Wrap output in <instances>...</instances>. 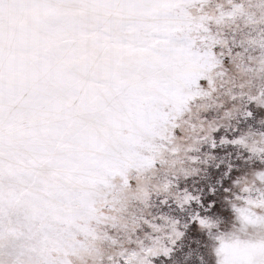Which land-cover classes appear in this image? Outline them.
Listing matches in <instances>:
<instances>
[{"label": "snow or ice", "instance_id": "obj_1", "mask_svg": "<svg viewBox=\"0 0 264 264\" xmlns=\"http://www.w3.org/2000/svg\"><path fill=\"white\" fill-rule=\"evenodd\" d=\"M0 264H264V0H0Z\"/></svg>", "mask_w": 264, "mask_h": 264}]
</instances>
